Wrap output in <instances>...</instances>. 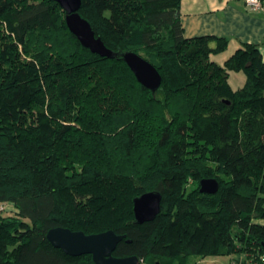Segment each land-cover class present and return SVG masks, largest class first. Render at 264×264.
<instances>
[{
  "label": "trees",
  "instance_id": "16d2710c",
  "mask_svg": "<svg viewBox=\"0 0 264 264\" xmlns=\"http://www.w3.org/2000/svg\"><path fill=\"white\" fill-rule=\"evenodd\" d=\"M180 2L81 0L107 57L79 42L58 2L0 0V203L16 209L0 215V264H90L51 245L58 226L112 229L125 235L113 255L143 264H264V61L247 42L213 60L228 39L185 37ZM125 51L158 69L155 92ZM202 178L218 191L200 192ZM151 190L161 211L137 224L133 199Z\"/></svg>",
  "mask_w": 264,
  "mask_h": 264
},
{
  "label": "water",
  "instance_id": "95a60500",
  "mask_svg": "<svg viewBox=\"0 0 264 264\" xmlns=\"http://www.w3.org/2000/svg\"><path fill=\"white\" fill-rule=\"evenodd\" d=\"M65 11V21L69 30L79 42L91 52L101 56L115 57L116 52L108 48L100 36H96L91 24L81 16L79 9L81 0H54ZM137 81L147 89L155 92L162 81L158 69L147 59L134 51H125L121 54ZM200 192L214 194L219 189L216 178H202L199 181ZM162 194L151 190L142 193L133 199L134 221L137 224L152 221L161 211ZM125 235L117 234L109 229L99 233L86 234L81 230L73 231L66 227H53L46 233L47 240L52 246L60 248L66 254L80 256L90 254V264H143L137 255L115 256L113 251L118 242ZM264 246V242L262 243Z\"/></svg>",
  "mask_w": 264,
  "mask_h": 264
},
{
  "label": "crops",
  "instance_id": "0c3cea01",
  "mask_svg": "<svg viewBox=\"0 0 264 264\" xmlns=\"http://www.w3.org/2000/svg\"><path fill=\"white\" fill-rule=\"evenodd\" d=\"M185 37L215 35L228 39L232 52L243 42L258 45L264 61V12H252L244 0H181Z\"/></svg>",
  "mask_w": 264,
  "mask_h": 264
},
{
  "label": "rangeland",
  "instance_id": "374dc122",
  "mask_svg": "<svg viewBox=\"0 0 264 264\" xmlns=\"http://www.w3.org/2000/svg\"><path fill=\"white\" fill-rule=\"evenodd\" d=\"M231 53L232 51L230 49H226L221 54L213 55L212 59L216 60L217 62H222ZM242 80H243L242 73L232 72L230 74V83L233 87L235 88L238 87L242 83ZM3 206H4L3 208H1L0 206V215L8 216V215H13L16 212V209L11 203H7L6 205ZM257 222L264 224V220H258ZM241 263L242 260L240 256L221 255V256L202 257L199 255H190L183 264H241Z\"/></svg>",
  "mask_w": 264,
  "mask_h": 264
},
{
  "label": "built area",
  "instance_id": "2783aa9c",
  "mask_svg": "<svg viewBox=\"0 0 264 264\" xmlns=\"http://www.w3.org/2000/svg\"><path fill=\"white\" fill-rule=\"evenodd\" d=\"M246 7L252 12H264V0H244ZM7 203H0L1 208ZM241 258V257H240ZM240 260V259H239Z\"/></svg>",
  "mask_w": 264,
  "mask_h": 264
}]
</instances>
